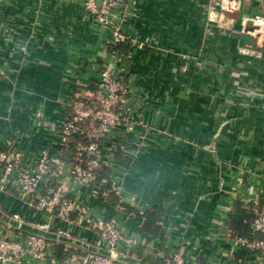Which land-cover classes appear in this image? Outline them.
<instances>
[{
    "label": "crops",
    "instance_id": "crops-1",
    "mask_svg": "<svg viewBox=\"0 0 264 264\" xmlns=\"http://www.w3.org/2000/svg\"><path fill=\"white\" fill-rule=\"evenodd\" d=\"M217 2L137 0L122 25L142 44L129 42L130 73L135 111L151 128L141 153L122 158L125 203L91 202L139 237L132 257L139 264H162L172 238L201 264H218L222 213L244 204L249 185L264 203V44L260 54L247 53L238 35L248 17L264 12V0H244L235 12ZM111 42V29L80 1L0 0V149L9 136L29 160L53 148L56 137L36 125L37 116L59 121L67 99L96 85ZM151 207L159 209L158 232L139 220ZM0 210L20 213L25 232L46 220L6 194ZM59 229H68L60 244L74 254L97 248L93 231L65 222H52L48 239Z\"/></svg>",
    "mask_w": 264,
    "mask_h": 264
},
{
    "label": "built area",
    "instance_id": "built-area-1",
    "mask_svg": "<svg viewBox=\"0 0 264 264\" xmlns=\"http://www.w3.org/2000/svg\"><path fill=\"white\" fill-rule=\"evenodd\" d=\"M58 1H80L84 10L111 29L110 46L123 41L142 45L122 27L137 0ZM217 1L222 12L238 11L244 2ZM247 19L244 28L249 26L248 21L252 22L254 29L249 33L256 42L255 47L248 48L258 55L264 44V12H256ZM109 53L110 59L98 64L95 90L79 91L67 99L59 121L37 116L36 125L56 137L53 148L44 146L34 160H29L16 146L17 139L10 136L5 139L0 149V198L3 194L17 197L45 215L46 220L35 224L39 231L25 232V220L20 213L3 214L0 210V220L4 219L0 228V264H29L31 260L39 264H122L115 259L133 260L142 241L121 225L117 215L106 216L91 202L92 198L107 200L112 190L120 203H125L123 180L127 168L122 158H134L141 153L151 128L135 111L131 53L126 56ZM140 126L144 131L139 130ZM74 138L79 140L74 151L66 156ZM104 167L110 169L109 176H100ZM247 192L249 197L243 200V206L252 215V232L262 237L252 239L230 231L232 205L222 213V228L214 238L221 246L218 264H264L262 194L255 192L253 185L247 187ZM52 222H65L79 231H93L97 248L59 259L56 251L61 235L69 236V232L59 229V235L49 240L46 231L51 230ZM182 244L181 239H169L167 264H201L197 255L186 254Z\"/></svg>",
    "mask_w": 264,
    "mask_h": 264
},
{
    "label": "trees",
    "instance_id": "trees-1",
    "mask_svg": "<svg viewBox=\"0 0 264 264\" xmlns=\"http://www.w3.org/2000/svg\"><path fill=\"white\" fill-rule=\"evenodd\" d=\"M132 49L133 47L129 45V41L118 42L109 47L110 51L124 54L125 56L131 53ZM95 88L96 85H94L92 88L90 87L89 89L95 90ZM78 140L79 138L72 139V141L70 142L69 151L67 152L66 156H69L74 151V145ZM101 170L102 171L100 172V176H109L110 169L108 167H104ZM111 198H114L116 200L120 199L112 190L108 192V199ZM158 216L159 209L156 207H151L144 213L139 214V220L145 229L153 232H158L160 229V225L156 223ZM251 218L252 215L243 206V204L238 201L229 215L228 226L230 231L235 234L246 236L252 239L262 237L260 234L252 232V229L250 227ZM74 253V250L70 249L66 245L59 244L57 246L56 256L61 260L67 259ZM160 260L162 261V264H167V255L162 256Z\"/></svg>",
    "mask_w": 264,
    "mask_h": 264
},
{
    "label": "water",
    "instance_id": "water-1",
    "mask_svg": "<svg viewBox=\"0 0 264 264\" xmlns=\"http://www.w3.org/2000/svg\"><path fill=\"white\" fill-rule=\"evenodd\" d=\"M249 26H247L246 28H244L243 31L238 32V35L240 37V39L244 42L245 46H252L255 47L256 46V42L253 38V36L249 33V31L254 29V26L252 25L251 21H248ZM247 53L251 52L253 54L254 51L250 50L249 48H245L244 49ZM62 242V239L60 240V243ZM149 247L151 248H155L158 250L157 247H154L153 243H149L148 244ZM88 249H85L84 251H86ZM117 262L122 263V264H139L138 262H136L135 260H127V259H115Z\"/></svg>",
    "mask_w": 264,
    "mask_h": 264
}]
</instances>
